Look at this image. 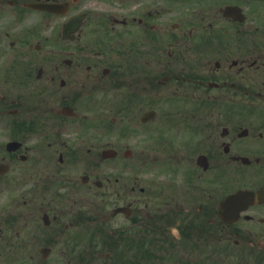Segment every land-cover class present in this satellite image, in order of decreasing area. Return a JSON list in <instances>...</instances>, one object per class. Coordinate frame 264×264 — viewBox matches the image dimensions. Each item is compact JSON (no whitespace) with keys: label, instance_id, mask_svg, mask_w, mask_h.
<instances>
[{"label":"flooded vegetation","instance_id":"1","mask_svg":"<svg viewBox=\"0 0 264 264\" xmlns=\"http://www.w3.org/2000/svg\"><path fill=\"white\" fill-rule=\"evenodd\" d=\"M0 264H264V0H0Z\"/></svg>","mask_w":264,"mask_h":264}]
</instances>
